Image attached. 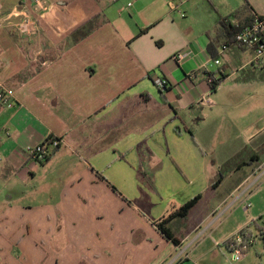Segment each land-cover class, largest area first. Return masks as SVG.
I'll list each match as a JSON object with an SVG mask.
<instances>
[{
  "label": "crops",
  "instance_id": "crops-1",
  "mask_svg": "<svg viewBox=\"0 0 264 264\" xmlns=\"http://www.w3.org/2000/svg\"><path fill=\"white\" fill-rule=\"evenodd\" d=\"M45 1L37 14L33 0H0V81L14 93L11 107L0 105V264H230L220 247L232 234L214 254L205 241L185 244L231 199L262 191L264 138L224 142L204 106L223 87L264 80V60L255 67L253 51L236 44L213 59L208 47L221 19L246 4L243 19L264 17V0ZM23 14L37 22L31 37L18 31ZM178 53H188L182 63ZM207 74L222 79L216 89ZM51 137L61 146L46 162L27 158V146ZM208 152L226 156L207 162ZM224 165L218 186L247 171L199 223L170 222L173 244L155 223L173 202L202 201L205 172ZM175 169L193 189L180 187Z\"/></svg>",
  "mask_w": 264,
  "mask_h": 264
},
{
  "label": "rangeland",
  "instance_id": "rangeland-1",
  "mask_svg": "<svg viewBox=\"0 0 264 264\" xmlns=\"http://www.w3.org/2000/svg\"><path fill=\"white\" fill-rule=\"evenodd\" d=\"M205 100L207 101V99ZM209 101H212L211 105H209ZM209 101H207L208 103L204 106V117L208 120L218 118L219 121L217 123H219V125L217 128L221 135L227 136L222 139L224 142H228L232 137H238L239 140H236L235 143H247V137L250 135L256 136L254 142L259 138H264V80L256 81L255 84L253 83L244 89H235L232 85L223 87L218 94L211 97ZM232 122L235 124L234 126ZM229 142L231 143L232 141ZM250 143L251 142L249 141L246 144L247 147L251 146ZM217 146H221V143L219 139L216 138L215 147L217 148ZM228 147L229 146L227 145L226 149ZM243 147H245V144ZM207 155V162L214 160L219 161L226 156V154L223 155L222 153H217L216 155L215 153L212 154L210 152H208ZM242 157L243 156H241V159L234 160L233 163L230 164V168L243 163L249 158V154L247 153L245 159H242ZM228 167L229 165L220 167L219 170L216 171L217 176H213L211 171L205 172V181L207 183L203 187L202 193L204 198H202V201L199 202L198 206L193 209L191 219L188 222H185L182 219H177L176 222L182 221L189 226L199 223L206 214H209V209L212 210V207L222 200L227 192L231 190L234 181L247 171V166L242 165V169L236 173L235 178L229 179L222 186L216 185V183L219 182L221 175H224L230 169ZM171 172L173 174L172 177L181 182V188L188 191L193 189L194 186L188 184L189 182L185 180V175L181 170L175 169ZM142 173H144V171H142ZM207 185L208 187L205 188ZM259 185L263 186L262 184ZM254 193L255 189L248 193L247 197L244 199H241L240 201L236 199V201H234L236 203H233V199H231L221 207L215 215H212L208 221L201 225L202 228L185 244V247L187 246L189 250L191 245L195 246L201 241H205V248L208 251L212 250L213 254L215 251V253H218V250L212 249L213 246L216 247L214 244L215 241L219 240L222 244L230 234H232L231 236H234L240 231L246 229L251 234L253 240L246 256L240 261H233L232 253L228 250L226 244H223L220 247L224 254L222 257L224 259L227 258L230 264H264V187L262 191L259 192L258 196H254L253 198ZM184 195L183 192L180 197H177V200H182ZM193 197L191 198L193 199ZM140 200V215L143 217L142 220L146 223L147 217L150 216L149 211H147L148 205L144 201L143 195L140 197ZM232 203L233 207L230 206ZM171 204V207L176 206V204L178 207L181 206L176 202ZM248 204H251L250 208H247ZM257 208L263 210L261 217H254ZM206 229L207 233H204V235L201 236L200 234ZM234 232L235 234H233ZM183 253L181 250L178 252L180 257L185 256Z\"/></svg>",
  "mask_w": 264,
  "mask_h": 264
},
{
  "label": "built area",
  "instance_id": "built-area-1",
  "mask_svg": "<svg viewBox=\"0 0 264 264\" xmlns=\"http://www.w3.org/2000/svg\"><path fill=\"white\" fill-rule=\"evenodd\" d=\"M108 1L116 2L118 0ZM33 3L34 10L37 14L43 13V11H45L48 6L45 0H33ZM171 3L172 2L170 1V4ZM131 6L132 4H129V7ZM2 16V5L0 3V19ZM20 18L21 19L17 24L18 31L27 37L35 35L38 31L36 20L27 14L21 15ZM231 23L237 25V22L234 19L231 20ZM235 44L253 51L252 64L255 67H261L264 60V17L253 13L250 23H248L236 33ZM229 47L230 45H225L222 47V49L227 50ZM187 56L188 53H178L175 55L174 59L179 63H182L187 58ZM214 64L220 65L221 61L214 60ZM156 82L160 88H167L168 82L166 80L158 79ZM13 94L14 93L10 90H7L5 85L0 81V105H7L8 107H11L12 103L10 102V98L13 96ZM45 142L35 146H27L24 150L27 158L35 163H41L46 157L50 155V149L56 150L61 146V141L56 138L50 139L49 143ZM1 160L2 156L0 155V161ZM249 207H251L250 204L247 205V208ZM252 243L253 240L251 234L248 232V230L244 229L228 239L225 244L228 250L232 253L233 261H240L246 256V253Z\"/></svg>",
  "mask_w": 264,
  "mask_h": 264
},
{
  "label": "trees",
  "instance_id": "trees-1",
  "mask_svg": "<svg viewBox=\"0 0 264 264\" xmlns=\"http://www.w3.org/2000/svg\"><path fill=\"white\" fill-rule=\"evenodd\" d=\"M251 8L249 7L248 4L242 6L238 10H236L234 13H232L229 17L221 19V27H222V33H216V38L214 41H212L208 47V50L212 56L213 59L217 58V50L218 46H225V45H233L235 44V35L236 33L246 26L248 23H250V18L252 17H244L243 15L246 14ZM251 11V10H250ZM234 19L237 22V25H234L231 23V20ZM216 51V53H215ZM208 75V83L211 89H216L222 79L216 80L215 77H213L212 74H207ZM54 137L49 138L45 143H49L50 139ZM58 139V138H56ZM60 141V139H58ZM48 160V157L44 159L43 162H46ZM41 162V163H43ZM218 183H216L217 185ZM201 199V196H197L185 204L181 205L178 208H173L169 214L164 218L155 223L156 228L159 230V232L168 240H170L173 244L179 245L180 241L173 235L169 224L170 222L174 220H185L188 219L190 212L192 209L197 205L199 200Z\"/></svg>",
  "mask_w": 264,
  "mask_h": 264
}]
</instances>
